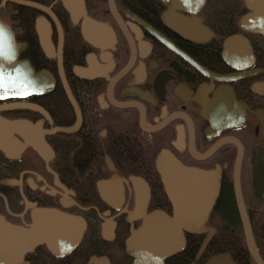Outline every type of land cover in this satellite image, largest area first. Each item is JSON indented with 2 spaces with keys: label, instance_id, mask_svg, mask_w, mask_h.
<instances>
[{
  "label": "flooded vegetation",
  "instance_id": "1",
  "mask_svg": "<svg viewBox=\"0 0 264 264\" xmlns=\"http://www.w3.org/2000/svg\"><path fill=\"white\" fill-rule=\"evenodd\" d=\"M27 1L54 16L0 0L16 55L0 65L2 81L12 78L0 90V233L16 243L0 264H157L127 242L139 245L149 214L173 215L159 159L218 174V185L205 219L183 230L184 247L158 264L223 253L264 264V34L241 23L249 2L82 0L75 24L60 0ZM91 24L100 34L86 32ZM28 70L41 85L23 90ZM51 211L79 224L43 241Z\"/></svg>",
  "mask_w": 264,
  "mask_h": 264
},
{
  "label": "bare ground",
  "instance_id": "2",
  "mask_svg": "<svg viewBox=\"0 0 264 264\" xmlns=\"http://www.w3.org/2000/svg\"><path fill=\"white\" fill-rule=\"evenodd\" d=\"M18 1H20V2H18ZM60 1L62 3L63 7L66 8L67 11L71 12L75 24L77 23V21L82 16L85 17V15H84L85 14L84 5H83V2H80L81 0L79 1L78 4L68 3V5H67V3L64 0H60ZM179 1L180 2H184V3H186L187 1H195L196 5H198V7H200L204 3L205 0H179ZM17 2L19 4H21V5H26V6H29V7H33L35 9H41L43 11H47V12H49L50 16H54L52 12L50 13L49 8L45 7V8H47V9H45L42 5H39V4H36V3H32L31 1H27V0H17ZM75 2H78V1L76 0ZM112 2H114V1L113 0H109V3L110 4ZM27 3H29V4H27ZM251 7H252V5H251ZM260 8H262V10L264 11V0L262 1V4H261V7ZM186 9L188 10L189 8H186ZM196 9H199V8H196ZM251 10H252V12L250 13V15L251 14L252 15H255L256 14V16L259 19L264 20V12H262V13L261 12L255 13V12H253L254 11L253 9H251ZM167 14L168 15L170 14L169 11L167 12ZM165 21L170 23L168 17H165ZM0 23L5 24L4 22L1 21V19H0ZM40 25H41V31L43 32L45 30V32H46L47 24L44 23V22H42V23H40ZM56 25L58 27V30L61 31V25H60V23L58 21H56ZM242 25H243V23H242ZM93 26H95V25L91 24V25L87 26L86 27V32L87 33H90V31L91 32L94 31L96 34L97 33L100 34L101 29L100 28H97V30H96L95 27H93ZM253 30L256 31V32H259V33H263L264 34V30H262V29L261 30L253 29ZM12 55H13V58L12 59H6L3 62V67H4L5 64H7L9 62L10 67L12 68V64L11 63H14L13 61L15 60V56H16L13 53H12ZM19 64H20V66L25 65L26 68H28V66H29L28 62H26V61L25 62L21 61ZM25 80H26L25 81L26 82L25 85H23L22 87H20L23 90H26L27 89L26 84H30L31 83V85H33L35 88L37 86H40L41 85V83H38V80H39L38 77L35 76L34 74H32L29 70L27 72H25ZM10 82L12 83V78H10L9 80L5 79L4 81H1L0 87H5L6 88V87L10 86L9 85ZM48 84H50V83H48ZM46 85L47 84H44L45 87H46ZM157 163H158L159 171L161 173L163 186H164V188L166 190V193L169 194L168 193V188L170 187L169 186V181L165 179V177H166L165 175L166 174H164V171H166V172H169V171L170 172H176L177 171L178 172V171L184 170V169L183 168H175V169L170 168V169H168V167L167 168L164 167L166 165L161 161V159H159V161ZM185 170L186 171H192L193 172V170H190V169H185ZM205 173L201 174L200 172H196V174H198L199 176H202L203 177V184L205 186V190H204L205 196L204 197H205V199H207L208 208H210L211 207V204L213 203L214 198H215V194L212 191H210V189L212 188V186H217L218 185L215 181H213V179H216L217 178L218 174L212 176L211 174H209L210 172H208V173L205 172ZM234 179H235V189H239V175H235ZM177 186L179 188H182V190H184L185 192H187V189H188V192L190 191V189L187 186H185V184L177 185ZM199 191H200V193L203 194V191L202 190H199ZM172 192L173 191H172V188H171L170 189V195L172 194ZM179 197H180V199L188 200V201H192L193 198L194 199L196 198L195 197V192L193 194H189V195L182 194ZM146 203H147V201H146ZM138 204H139L138 206H139V209H140V207L142 206V201L139 200ZM172 205H173V203H172ZM236 205L240 208L241 215L244 218H247L246 217L245 210H244V207H242L243 206V200H242V198H240V195L238 196ZM145 208H146V205L143 204L142 209L144 210ZM45 213H47V212H45ZM152 214L168 216V215H166L164 213H161V212H157V213L154 212V213L149 214L148 217H146L145 220H148V218L151 219L150 216H152ZM57 216H61V214H59L56 211H51V212L48 213V219H51V224H52L51 225V228L53 226H55V224L57 223ZM173 216H174V213H173L172 216H168V217H173ZM69 224L66 225L67 228H68ZM184 224L189 225V226H183V227H180L179 229H176L175 228L173 230V232L168 231V233H167V239L164 238L159 243H155L156 244L155 246L151 245V243H146L145 244V245H147L145 247L147 250H149V249H151L153 247H156L154 249H151V251L149 252V260H150V257H151V260L153 262H155L157 264L158 263H161L163 261V259L166 258L168 255H171L173 252H175L178 249L184 247L185 238H184V235H183V230H187V231H190L191 230L190 232H194V227L192 225H190L191 224L190 222H184ZM34 225H32V226H34ZM72 226H74V225H72ZM140 232H141V230H140ZM39 234H41L40 238L43 241H45L47 239L48 241L51 242L52 238L55 237L54 231H51V232L50 231L49 232L42 231V232L38 233L37 235L39 236ZM33 235H34V230H31V236H33ZM48 236H49V238H48ZM248 241L250 242V239H248ZM207 242H208V238L203 241V244H202V247H201L202 249L206 246ZM13 244H16V243H15V241L13 243V240L12 239H4V232L1 230V233H0V252L3 251V250H4L3 252L7 251L5 249H10L13 246ZM145 245H143V246H145ZM250 245H252V243H250ZM129 246H131V248L137 250V252L133 251L132 249L130 251L128 249V242H127V249L129 251V254H131V255L136 254L137 256H139V252L142 251V248L140 247V245H137L136 246L135 243H129ZM51 248L54 250V247H51ZM230 263H233L230 255L229 254H226V253H223V254H219V255L214 256L211 259H209V261H208L207 264H230Z\"/></svg>",
  "mask_w": 264,
  "mask_h": 264
},
{
  "label": "water",
  "instance_id": "3",
  "mask_svg": "<svg viewBox=\"0 0 264 264\" xmlns=\"http://www.w3.org/2000/svg\"><path fill=\"white\" fill-rule=\"evenodd\" d=\"M17 1V0H16ZM67 5L68 3L78 4L80 0H77L78 2H75L76 0H64ZM73 1V2H72ZM249 2V5H252L253 12L259 13L264 12L262 10L261 4L263 0H246ZM20 2V1H18ZM82 2V0L80 1ZM29 4V3H27ZM168 17V14L166 15ZM243 25L250 29H258L261 30L264 28V20L259 19L256 14L255 15H248L242 20ZM11 42V41H10ZM6 59H4L2 56H0V65H3V62ZM2 80H0L1 83ZM0 90H2V87H0ZM164 174H166L165 179L169 181V188H168V195L173 203V209H174V216L168 217L163 215H157L152 214L150 216L151 219L148 218V220H145L142 224L140 230L141 232H137L139 234V238L137 241H139V245L142 249L147 251L145 248L147 245L146 243H151V245L155 246V243H159L162 239H167V233L168 231L173 232V230L179 229L183 226H189L184 224V222H190L193 227H197V225L200 223V220L202 221L205 218L206 212L208 210V204L207 199H205V186L203 184V177L196 174L195 171H186L180 170L176 172H166L164 171ZM185 184L190 191L185 192L182 190V188H179L177 185ZM172 188V194L170 195V189ZM199 190L203 191V194L200 193ZM195 192V199L193 198L192 201L183 200L180 199V195L182 194H193ZM244 219V223L247 224L246 219ZM71 225H70V224ZM68 228L78 226V221H76L73 218H66L62 216H57V223L54 226V235L60 234L64 231H61L62 229H68L66 225H68ZM180 231V230H179ZM65 233V232H64ZM53 240H60L59 237H54ZM145 245V246H143ZM156 247H153L151 249H154ZM128 249L130 250L129 241H128ZM149 249V252L151 251ZM131 251V250H130ZM151 258V257H150Z\"/></svg>",
  "mask_w": 264,
  "mask_h": 264
},
{
  "label": "snow or ice",
  "instance_id": "4",
  "mask_svg": "<svg viewBox=\"0 0 264 264\" xmlns=\"http://www.w3.org/2000/svg\"><path fill=\"white\" fill-rule=\"evenodd\" d=\"M0 56L4 59H12V45L7 34L0 31ZM0 80H2V69H0Z\"/></svg>",
  "mask_w": 264,
  "mask_h": 264
},
{
  "label": "trees",
  "instance_id": "5",
  "mask_svg": "<svg viewBox=\"0 0 264 264\" xmlns=\"http://www.w3.org/2000/svg\"><path fill=\"white\" fill-rule=\"evenodd\" d=\"M224 210L226 213V221L229 224H234V222L236 221V213H235V209H234V205H233V200L231 199V197L227 198V200L225 201V205H224Z\"/></svg>",
  "mask_w": 264,
  "mask_h": 264
},
{
  "label": "clouds",
  "instance_id": "6",
  "mask_svg": "<svg viewBox=\"0 0 264 264\" xmlns=\"http://www.w3.org/2000/svg\"><path fill=\"white\" fill-rule=\"evenodd\" d=\"M0 31H2L3 33L7 34L8 37L11 39L10 29H9L8 25L0 23Z\"/></svg>",
  "mask_w": 264,
  "mask_h": 264
}]
</instances>
